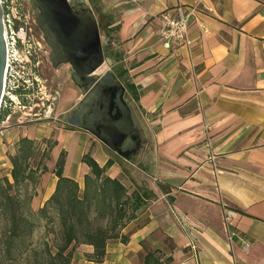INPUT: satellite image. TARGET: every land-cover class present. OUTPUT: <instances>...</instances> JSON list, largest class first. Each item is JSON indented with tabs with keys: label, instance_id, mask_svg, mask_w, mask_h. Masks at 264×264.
Wrapping results in <instances>:
<instances>
[{
	"label": "crops",
	"instance_id": "1",
	"mask_svg": "<svg viewBox=\"0 0 264 264\" xmlns=\"http://www.w3.org/2000/svg\"><path fill=\"white\" fill-rule=\"evenodd\" d=\"M87 1L118 26L117 63L133 87L126 94L141 144L128 160L88 131L58 127L52 151L54 161L64 152L65 176L82 188L89 152L100 165L112 162L106 174L137 204L121 229L125 239L108 242L102 262L86 259L91 247L81 245L75 264H137L144 247L159 249L168 264H264V0ZM190 5L197 8L187 42L165 46L159 14ZM22 136L40 138L23 122L0 127L5 148ZM47 174L52 182L34 207L55 188L56 175ZM230 228L239 236L231 239Z\"/></svg>",
	"mask_w": 264,
	"mask_h": 264
},
{
	"label": "trees",
	"instance_id": "2",
	"mask_svg": "<svg viewBox=\"0 0 264 264\" xmlns=\"http://www.w3.org/2000/svg\"><path fill=\"white\" fill-rule=\"evenodd\" d=\"M92 9L104 37L105 58L133 95L127 70L117 63L120 53L114 42L118 26H110L108 21L98 16L95 7ZM56 143V140L46 139L42 143L36 138L22 136L16 142L14 151L8 154L10 177L0 178L3 225L0 264H71L81 245L91 247V251L84 252L86 259L102 262L108 242L117 237L125 239L121 229L132 217L137 204L135 199L130 200L127 188L120 179L106 174L112 162L100 165L89 152L84 153L82 161L88 165L89 171L83 176L81 188L75 179L63 174V151L50 168L48 161ZM49 171L57 177L55 188L40 206L34 208L35 187ZM41 227L49 228L53 234L50 239L33 238ZM169 259L157 248L144 247L137 264H168Z\"/></svg>",
	"mask_w": 264,
	"mask_h": 264
},
{
	"label": "water",
	"instance_id": "3",
	"mask_svg": "<svg viewBox=\"0 0 264 264\" xmlns=\"http://www.w3.org/2000/svg\"><path fill=\"white\" fill-rule=\"evenodd\" d=\"M34 22L49 47L54 68L68 65V76L81 90L76 104L60 114L66 124L88 131L131 160L141 144L140 127L126 88L106 62L98 18L87 0H29ZM6 47L0 4V98Z\"/></svg>",
	"mask_w": 264,
	"mask_h": 264
},
{
	"label": "built area",
	"instance_id": "4",
	"mask_svg": "<svg viewBox=\"0 0 264 264\" xmlns=\"http://www.w3.org/2000/svg\"><path fill=\"white\" fill-rule=\"evenodd\" d=\"M2 8L3 37L6 47V62L0 98V124L10 120L17 108H25L30 103V86L36 77H30L26 70L33 66L36 54L34 41V22L29 0H0ZM196 5L177 6L173 12L162 11L159 14L158 36L167 47L172 42H187V24L196 11ZM35 43V44H34ZM25 114H29L24 112ZM18 119V122H22ZM232 211H227L225 219L229 221ZM239 231L229 229L230 238L239 236Z\"/></svg>",
	"mask_w": 264,
	"mask_h": 264
},
{
	"label": "rangeland",
	"instance_id": "5",
	"mask_svg": "<svg viewBox=\"0 0 264 264\" xmlns=\"http://www.w3.org/2000/svg\"><path fill=\"white\" fill-rule=\"evenodd\" d=\"M32 17L34 22L33 10L31 8ZM33 26V37L34 41L39 42L36 44V54L32 59L33 66L27 68L25 72L30 75V77H36L33 85L30 87V103L27 104L25 108H17L16 112L13 113L12 117L6 124L17 123L18 119H22L24 124L31 126V131L35 133L39 138V141L43 143L46 139L55 140L56 131L58 127H61L60 118L57 117L59 110H66L70 108L72 104L80 97L81 92L79 89H72V82L69 80L68 76V65L62 64L58 68H54L48 58L49 47L43 39L42 32L37 27L34 22ZM102 34V33H101ZM102 42L104 44V37L102 35ZM35 44V43H34ZM110 67L109 61L106 59L103 67L100 71L105 68ZM63 97H70L67 102H64ZM61 98V100H60ZM29 113V114H25ZM1 127V124H0ZM3 143V141H2ZM44 146V144H42ZM12 147L5 148L0 141V178L4 176H9V170L11 167L8 154L13 152ZM58 152V148L52 151V157L48 161L49 165L53 166L55 163L54 158ZM48 174H45L42 181L39 182L35 189L37 188V194L33 199H41L44 197V189L47 188L46 183L50 184L52 179H47ZM29 190L31 188L29 187ZM43 190V191H42ZM32 199V201H33ZM36 204V203H35ZM36 208V207H34ZM2 217L0 215V237L2 230ZM52 232L49 228H40L34 233L33 238L38 240V238L50 239L52 237ZM1 248V247H0ZM76 263V258L72 260L71 264Z\"/></svg>",
	"mask_w": 264,
	"mask_h": 264
},
{
	"label": "flooded vegetation",
	"instance_id": "6",
	"mask_svg": "<svg viewBox=\"0 0 264 264\" xmlns=\"http://www.w3.org/2000/svg\"><path fill=\"white\" fill-rule=\"evenodd\" d=\"M70 80V78H69ZM71 81V80H70ZM72 82V81H71ZM72 89H78L77 87L74 86V84L72 83V86H70ZM76 104V102L74 104H72V106L70 108H72L74 105Z\"/></svg>",
	"mask_w": 264,
	"mask_h": 264
}]
</instances>
